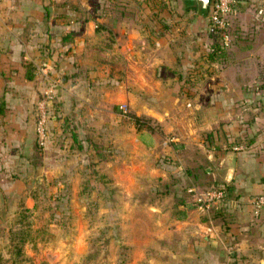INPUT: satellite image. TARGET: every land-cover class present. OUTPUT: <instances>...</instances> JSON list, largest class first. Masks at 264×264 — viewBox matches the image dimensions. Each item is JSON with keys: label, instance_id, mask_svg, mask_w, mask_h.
Here are the masks:
<instances>
[{"label": "crops", "instance_id": "obj_1", "mask_svg": "<svg viewBox=\"0 0 264 264\" xmlns=\"http://www.w3.org/2000/svg\"><path fill=\"white\" fill-rule=\"evenodd\" d=\"M211 1L0 0V186H26L20 171L49 178L51 134L75 133L76 120L97 122L104 109L113 116L107 107L135 90L137 114L172 135L175 162L156 163L163 150L148 135L152 155L137 168L154 200L135 205L153 224L132 227L148 236L127 243L126 264H264V206L252 203L264 193V0H235L232 40L215 59ZM54 81L51 134L39 152L36 105ZM240 137L246 145L233 149ZM207 183L227 185L217 214L192 205L188 189ZM125 207L133 217L129 200Z\"/></svg>", "mask_w": 264, "mask_h": 264}, {"label": "rangeland", "instance_id": "obj_2", "mask_svg": "<svg viewBox=\"0 0 264 264\" xmlns=\"http://www.w3.org/2000/svg\"><path fill=\"white\" fill-rule=\"evenodd\" d=\"M115 66H119V60ZM131 92V101L115 98L117 100L107 107L113 116L105 115L107 111L104 109L97 122L76 120L78 130L75 133L79 136L74 141L70 134H61L58 130L54 131L52 137L51 116L55 112L54 105L51 106L47 138L42 144L38 142L37 136L35 141L40 152L51 134L48 146L56 150H51L50 159L56 164H52L49 178H46L45 172L42 174L37 170L20 171L29 180L26 186H0L1 264H126L129 254L127 243L148 236L132 228L151 227L153 224V219L144 216L139 218L137 215L139 207L135 205L136 202L141 197L154 200L152 194L155 193L152 189L146 194L145 187H139L145 175L137 165L152 155V141L145 144L149 141L148 135L156 133V147L167 151H161L155 161L163 167L175 162L169 154L173 142L172 135L163 130L162 124L137 114L139 96L137 91ZM121 103L127 105L125 113L119 108ZM133 114L140 117L139 124L134 122ZM107 125H112V128ZM81 139L83 141L79 144ZM88 148L93 153L86 152ZM35 154L34 160L37 161L41 154ZM127 162L130 163V182L126 179L128 167L124 163ZM16 174V171L13 172L6 182L14 181ZM5 176L9 177V174ZM148 182L154 187L152 178ZM208 186V183L202 184L197 190ZM190 193L193 199V193ZM127 200L134 206L131 212L134 216L125 218L123 213L127 212ZM28 201H31V206H28ZM21 205L29 208L30 224L21 252L13 254L8 229L15 212L21 210ZM195 208L200 213H206L209 209L203 212Z\"/></svg>", "mask_w": 264, "mask_h": 264}, {"label": "built area", "instance_id": "obj_3", "mask_svg": "<svg viewBox=\"0 0 264 264\" xmlns=\"http://www.w3.org/2000/svg\"><path fill=\"white\" fill-rule=\"evenodd\" d=\"M235 11V0H212L208 13V27L211 28L219 38L221 46L227 47L232 40V20ZM264 67V61H262ZM54 83L43 91L42 96L37 101V118L35 122V131L37 140L42 144L47 138V120L49 119V111L51 110V103L55 94ZM125 103L119 104V108L123 113L127 111ZM240 144L233 145V149H240ZM223 184V183H222ZM210 185L203 190L196 188H189L188 190L193 193V201L199 210L206 212L212 206L220 203L223 197V185ZM253 206L257 209L264 206V193L258 194L252 199Z\"/></svg>", "mask_w": 264, "mask_h": 264}, {"label": "trees", "instance_id": "obj_4", "mask_svg": "<svg viewBox=\"0 0 264 264\" xmlns=\"http://www.w3.org/2000/svg\"><path fill=\"white\" fill-rule=\"evenodd\" d=\"M207 25H208V19H207ZM209 37H210V43L208 45L207 57L209 59H215L224 52L226 47L221 46V44L219 43L218 35L211 28L209 29ZM261 79H262V82L264 84V73L262 74ZM262 91L264 92V87H263ZM132 118L136 124H139V121H140L139 116L133 114ZM63 120L64 121L60 122V127L62 130H64L66 127L69 126V123H68L69 119L67 117H64ZM70 135H71V138L73 141H74V139L76 140V135L74 132L71 133ZM244 140H245V138L240 137L238 140L231 142V144L232 143H233V145L240 144L241 146H244L243 144L246 145V143H244ZM217 184H222V183H216L214 185H217ZM222 185H223V197H222L221 201L225 198L226 190H227V185H225V184H222ZM192 205L195 206V203L193 202V200H192ZM28 209H29L28 207L21 205V210L15 212V216L13 217L12 225L8 229L9 230L8 231V235H9L8 238H9L10 243H11V248L14 249L13 254H18L21 252V245H22L23 241H25V239H26V235L28 233V227L30 224V219H29V216L27 213ZM218 209H219V206H212L209 208L210 213L212 211L213 214H217L216 212L218 211ZM0 260H2L1 256H0Z\"/></svg>", "mask_w": 264, "mask_h": 264}, {"label": "water", "instance_id": "obj_5", "mask_svg": "<svg viewBox=\"0 0 264 264\" xmlns=\"http://www.w3.org/2000/svg\"><path fill=\"white\" fill-rule=\"evenodd\" d=\"M200 5L203 7V8H206L207 7V4H208V0H198Z\"/></svg>", "mask_w": 264, "mask_h": 264}]
</instances>
